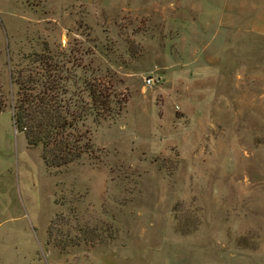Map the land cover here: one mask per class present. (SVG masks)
<instances>
[{
	"label": "rangeland",
	"instance_id": "1",
	"mask_svg": "<svg viewBox=\"0 0 264 264\" xmlns=\"http://www.w3.org/2000/svg\"><path fill=\"white\" fill-rule=\"evenodd\" d=\"M226 2L0 0L7 91L44 52L119 111L51 169L0 111V264H264V15Z\"/></svg>",
	"mask_w": 264,
	"mask_h": 264
},
{
	"label": "trees",
	"instance_id": "2",
	"mask_svg": "<svg viewBox=\"0 0 264 264\" xmlns=\"http://www.w3.org/2000/svg\"><path fill=\"white\" fill-rule=\"evenodd\" d=\"M43 54L29 55L32 66L11 72L15 94L5 89L0 78V111L11 108L16 129L25 133L29 146L41 147L51 169L69 165L92 149L90 130L83 129L89 115L99 119L119 111L96 86L88 93L86 88L76 89L79 80L68 74L64 59L48 53L40 59Z\"/></svg>",
	"mask_w": 264,
	"mask_h": 264
},
{
	"label": "crops",
	"instance_id": "3",
	"mask_svg": "<svg viewBox=\"0 0 264 264\" xmlns=\"http://www.w3.org/2000/svg\"><path fill=\"white\" fill-rule=\"evenodd\" d=\"M227 2H230V0ZM226 2V3H227ZM195 5V4H194ZM226 5V4H225ZM249 5V6H253L254 8H256V12L259 15H264V0H258V2H254L253 0H243L242 2H239L238 0H232L231 2V6L232 8H239L242 10L245 9V7ZM241 11H239L238 13H240ZM202 18V13H201V17ZM236 26L237 28L240 27L238 25V22H236L234 20V23H230L229 26ZM246 30H260L262 32H264V16L261 17V19L257 18V19H253V21L249 24H247V26H245ZM228 45V44H227ZM217 60V58H212V61L215 62ZM218 64L222 65V62H220L219 60L216 61Z\"/></svg>",
	"mask_w": 264,
	"mask_h": 264
},
{
	"label": "built area",
	"instance_id": "4",
	"mask_svg": "<svg viewBox=\"0 0 264 264\" xmlns=\"http://www.w3.org/2000/svg\"><path fill=\"white\" fill-rule=\"evenodd\" d=\"M160 80H161V76L153 73L150 76L146 77L145 82L148 85H152L154 83L160 82Z\"/></svg>",
	"mask_w": 264,
	"mask_h": 264
}]
</instances>
